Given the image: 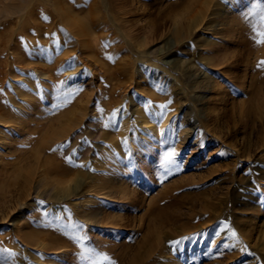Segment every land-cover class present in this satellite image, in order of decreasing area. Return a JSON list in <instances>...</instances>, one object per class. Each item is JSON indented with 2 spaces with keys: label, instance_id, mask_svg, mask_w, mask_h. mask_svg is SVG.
I'll list each match as a JSON object with an SVG mask.
<instances>
[{
  "label": "rangeland",
  "instance_id": "rangeland-1",
  "mask_svg": "<svg viewBox=\"0 0 264 264\" xmlns=\"http://www.w3.org/2000/svg\"><path fill=\"white\" fill-rule=\"evenodd\" d=\"M120 2L129 8L130 19L124 24L133 27L135 36L159 29L158 38L146 47L166 48L175 39V20L183 26L192 20L186 12L187 8L191 9L192 0ZM60 5H67L73 14H80L91 26L95 24L94 29L100 30L93 38L96 54L93 53L101 64L107 65L106 75L103 72L99 76L95 74L91 53L81 51L80 41L63 21ZM112 8L113 0H0V104L16 116L10 122L22 119L32 127L24 135L19 133L17 138V151L25 153L18 164L24 167L15 164L0 178L3 205L13 207L14 213L6 218L0 215V264H55V261L57 264H242L239 222L251 219L250 226H255L262 215L258 217L257 210L234 203L232 194L240 186L241 198L256 195L264 202V178L258 169L261 166L264 171V0H214L206 22L210 28H194L193 41L185 38L189 41L171 45L165 60L179 59L182 68L192 65L196 79L203 81V88L189 90V95H184L179 103L175 91L181 84L172 86L178 82L173 74L162 82L155 79V85L150 89L156 93L155 101L150 93L148 96L137 87L122 94L118 89L121 102L111 105L108 113L102 115V124L112 136L94 142L89 140L95 148L94 154L82 156L75 150L76 144L87 140L88 131H83L90 129L88 120L98 110L90 112L89 118L73 135L53 144L56 167L60 171L68 164L93 174L86 175L84 184L73 194L58 198L48 184L38 188L45 191L43 194H39L37 188L32 189L31 194L24 189L25 175L33 168L32 155H29L35 145L31 142L39 139L37 135L41 136L40 130L45 126L35 130L37 119L32 120V117L41 114L42 120L38 123L45 124L47 118H54L68 109L86 90L92 91L89 104L94 107L104 95L96 96L99 90L94 86L103 84L110 88L113 85L111 72L127 47L124 46L121 53L117 50L118 42L125 44L126 41L108 21L107 10ZM229 14L244 23L240 37H222L223 32H215L216 28L226 32L227 25L223 21ZM102 31L106 34L101 35ZM203 36L227 47L225 49L231 55L223 67L210 66L202 58L215 52L201 49L203 46L197 37ZM5 41L13 46L12 49H4ZM19 56L27 61L41 60L53 67L52 72L20 63ZM136 57L134 54L132 61L146 66L147 76L150 68L153 71L159 63L155 57V64H151L152 60L142 62ZM162 69L160 67L161 74ZM212 79L216 85L205 87ZM100 89L103 91L102 87ZM102 101L103 106L108 101L107 96ZM138 108L147 113L149 122L137 123ZM193 122L198 125L199 135L194 131ZM154 124L160 132L149 129ZM16 125L0 122V134L12 129L17 133ZM183 131L189 134L185 140L179 137ZM0 147H7L1 138ZM104 154L116 158V162L109 167L101 165L106 160ZM120 161H125V166H118ZM111 172L128 182L127 198L116 194L119 200H110L91 194L89 187L97 185L100 177ZM247 181L255 185L258 194L246 191ZM70 184L76 185L74 181ZM92 196L97 200L96 204L91 202ZM21 201L25 204L19 205ZM89 206H103L108 212H116L117 224L91 223L85 218ZM261 211L264 212V203ZM21 212L26 220L22 219L25 228L36 233L35 243L19 240L15 232L12 218ZM224 219L229 222L224 233L213 235L212 226ZM189 221L194 224L208 221L209 224L178 232ZM202 231L206 237L200 244ZM157 232L165 237L158 240ZM190 235L196 239L193 253L176 262L177 240H187ZM58 239L67 241L66 248H60ZM53 245L55 248L49 247ZM65 249L68 251L64 254ZM137 253L142 257L135 263Z\"/></svg>",
  "mask_w": 264,
  "mask_h": 264
},
{
  "label": "bare ground",
  "instance_id": "bare-ground-1",
  "mask_svg": "<svg viewBox=\"0 0 264 264\" xmlns=\"http://www.w3.org/2000/svg\"><path fill=\"white\" fill-rule=\"evenodd\" d=\"M211 2L214 3V0H192L193 5H192L191 9L186 7L187 8L186 12L188 13L187 15L191 16V19H192L190 21V24L183 26V25H181V23H178V19H176L175 20L176 26L173 29V32L175 35L174 41L170 42V44L167 45L166 48H161V47H154V45L146 47V45L148 43H150L152 40H155L156 38H158V35L160 34L159 29L155 28V29L151 30L149 33L146 32L143 35L135 36L133 27L130 26L129 24H126L128 22V20L130 19L129 18L130 13L128 11L129 10L128 6L125 4H122L120 2V0H113L114 8H112L111 10H109V9L107 10L108 14H109L108 15L109 16L108 21H110L115 26L116 32L119 33L124 38V40L126 41L125 44L122 41L118 42V44H117L118 52L121 53V49H123L124 46L127 47L125 49L124 53L122 52L121 59L119 61H117L115 70L113 69L114 71L111 72L110 77L114 80L113 85L110 88L108 86L103 85V84L102 85L100 84L99 87H95V86H98L97 84L94 86L95 89L99 90V91H97V93H95L96 96H100V95L104 94L101 97V101L96 102L94 107H91L89 104L92 91L86 90L85 92L80 94V96L78 97L77 100H75L74 102L72 101V105L68 109L64 110L63 112H60L58 114V116H56L54 118H51V117L47 118V121L45 122V124H39L38 123L40 120H42L41 114L37 113V115L35 117H32V120H35L34 118L37 119V126L36 127L34 126L35 130L39 129L42 125H45V126L40 130L41 136L36 134L37 138H39V139H33V141L31 142V144L35 145L33 147L32 154L29 155V157H31V155H32V157H31L32 160L30 162H32L33 168L30 169L29 172L25 175V181L23 184L24 189L27 191L28 194H31L32 189H35V188L38 189L40 186H43L44 184H48V186L49 185L51 186V190L55 191V193L54 192L53 193L56 197L64 198L66 196L73 194L76 191L77 187H81V185L84 184V182H85L84 178L87 177L86 175L93 176V174H89L90 172L89 173L84 172L83 171L84 169L83 170L82 169H75V168H72V166H70L68 164H65L64 165L65 168L60 171L56 167L57 155L53 151L54 150L53 144L56 141L69 136L70 134L73 135V132L74 131L76 132L79 127H82V123L85 122L87 120V118H89L90 112H93V110H98L96 112H93V114H91L90 119L88 120V122L90 123V129L88 128L87 130L83 131V132L88 131L87 136L90 139L87 138V140H84L83 142L79 143L78 145L76 144L77 150H75V151L79 152V155L91 156V153L94 152L95 148L92 145L93 143H91V141L89 142V140H92L94 142L95 140H99L100 138H106V137L112 136L109 131L105 130L106 126L104 124H102L103 123L102 122V115L106 114L108 109H110L111 105L121 102V98L117 95L118 89H120L121 94H122L123 92L131 89V87H134V88L137 87L141 92H143L147 95L150 93L151 94L150 96H152L154 98L153 100L155 101L156 93L154 91L150 92L151 87L153 85H155L154 84L155 79H158V81L162 82V80L168 78L170 76V74H173L174 78L176 80H178V82H175L172 86L175 87L178 84H181V88H179L175 91V97H177V102L179 103L180 101H182L185 98L184 95H187L189 93V90L192 91L195 88L204 86V84L202 83L203 81H198V79H196V77H195V71L196 70L193 69L192 65H189L187 68H184L185 66L182 68V67H180V60L179 59L178 60L174 59V60L169 62L167 59L165 60V57H168V55L170 54L169 53L170 48H171V45L173 43L180 42L183 44L186 40L188 42L189 39L191 41H193L192 40L193 36H191V35L193 33L194 28H199V27L203 28V29L208 28V25H206V22L208 19L207 17H209L211 15L209 12ZM94 4H96V1H94ZM94 7H93V9H94ZM106 7H109V6L107 5ZM59 8L61 9L62 18H63L65 25L69 26V28H70L69 30H71L76 35L77 41L78 40L80 41L81 46H79V47H81V51L82 52L85 51V53H88V54L91 53L90 54V56H91L90 59L92 61L91 66H93L95 74L97 76H99V75H101V72H103V74L106 75L107 71H108L107 65L101 64L102 62H100L99 59L96 58V55H95L96 54L95 53L96 43L93 41L94 36L97 35L100 32V30L94 29L95 27H93V26L95 24L93 26H91L87 21H85L81 17L80 14H79V16L73 14L70 7H68L67 5H64V6L60 5ZM227 12H228V10L226 11V13ZM226 13H224V14H226ZM88 14H90V11ZM56 17H58V16H56ZM124 22H126V23L124 24ZM223 23H225V26L227 25L226 32L219 31L216 28V30H215L216 33L223 32L224 34H222V37L223 36L224 37H228V36L229 37H235L237 35L240 37V33L242 32V29H243L242 26L244 24L240 20V18H238L236 16H231L230 14L225 15V20L223 21ZM222 26H224V25H222ZM238 30H239V32H238ZM225 33L227 34V36L225 35ZM105 34H106V32H104V31L101 32V35H105ZM193 35H195V34H193ZM185 38H189V39H185ZM197 38H198V41L201 40L200 43L203 46L201 48V45H200L201 49L204 48V49L215 51V52H213V54L202 57V58L206 59V63L209 64L210 66H215V65L217 67L220 66L218 68L223 67V64L227 62L228 58H230L228 55H231V54L227 53V49H225L227 47H225L223 44L217 45L215 43V41H212L211 39H210L211 41H208L207 39H205V37L204 38L197 37ZM119 39H120V37H119ZM198 45H199V43H198ZM3 46H4V49L5 48L6 49H12V47H13L10 44H8V41H5ZM247 46H249V45H247ZM14 49H16V48H14ZM36 49H34V50H36ZM93 51L95 54L93 53ZM41 52H42V50H41ZM14 54H15V52H14ZM18 54L19 53H17V55H15V56H18ZM134 54L137 56L136 58L142 62L145 60H150V61L152 60L151 64H155V63H153V62H155L153 60L154 57L158 60L159 63L156 66L153 65V66H155L153 71H151V68H150L151 66L149 67L150 68V75L149 76H147L149 71L147 68H145L146 66H142L138 62L132 61ZM26 55H27V53H26ZM33 55H36V54L33 53ZM41 55H42V53H41ZM45 57H46V55H45ZM40 58H42V57H40ZM19 59H21V60H19ZM19 59H17L18 62L20 61V63L26 64L29 66H34L38 69L45 71L46 73H49L53 68L50 65L45 64V62L42 63L41 60L40 61H30V60L27 61V60H24L21 56H19ZM36 60H37V57H36ZM61 61H62V59H61ZM14 62H16V61H14ZM18 62H17V64H18ZM136 63H137V66H135ZM21 66H22V64H21ZM160 67H162L163 68L162 70H164V72L162 74L160 71ZM43 71H42V73H43ZM216 83L217 82L215 80L213 81V79H212L211 83H208L207 85H205V87H207V86L213 87L216 85ZM100 87L103 88V91H101ZM195 90H197V89H195ZM142 95H144V94H142ZM106 96L108 98V101L104 102L105 105L102 106V103H103L102 99L105 98ZM73 99H75V98H73ZM69 101H70V99H69ZM2 105L3 104H0V122H3L5 124H7V123L17 124L15 126V128H17V133H15L16 132V131H14L15 129L14 130L12 129L7 133L0 134V138H1L2 142H4L5 145L7 146L6 148L0 147V178H3V176L5 174H8L9 171L15 166V164H18V162H21L23 160L25 153L21 154V152L17 151L19 149L18 148L19 144H17V142H18L17 138H19L18 137L19 133H23V135H24V133L28 132L29 128L32 129V127H30V125L28 124V121H24L22 119H18V121H16V122H10V121H13L15 119L14 117H16V116H14V114H12V111L6 110L4 105L3 106ZM179 107H180V105H179ZM187 107H189V106H187ZM187 107H185V108H187ZM101 108L103 111L101 110ZM136 112H137L136 113L137 114V118H136L137 123H143V122H149L150 121V119H148L147 113L144 112L142 109L138 108L136 110ZM200 124H201V122H200ZM197 126L198 125L196 124V122L195 123L193 122V127L195 129L194 130L195 133L198 132L196 130V128H198ZM152 128H153L154 132H156V133L160 132V128L157 126V124L152 125L151 128H149V129H151V131H152ZM35 130L33 132H35ZM199 134L200 133L198 132V135ZM217 136H219V135L217 134ZM160 137H163V136H160ZM179 137H180V139L185 140L189 137V134L186 133V131H183L179 135ZM219 137H221V136H219ZM36 140H38V141L36 142ZM73 144H75V143H73ZM20 148H21V146H20ZM23 149H24V147H23ZM51 152H52V155H51ZM27 156L25 157V159L27 158ZM104 157L106 158V160L103 161V163H101V165H104V166L106 165L109 167V166H111L112 163L116 162L115 157H114L115 159H112L111 156L109 157L107 154H104ZM17 158H20V159H18L19 161H16ZM124 163H125V161H122L120 163V165H118V166L123 167V166H125ZM126 163H127V161H126ZM18 166H20V164H18ZM20 167H24V165L20 166ZM262 168L263 167H261V166L258 167V169L261 170V173L260 174L258 173V174L262 178H264V171L262 170ZM216 169L218 170V167ZM213 170H215V168H213ZM50 176L53 178L48 179ZM100 178H101V181L98 182L97 185L95 184V185H91L89 187V190L92 191L91 194L94 193L93 195H97L96 198L97 197H103V198L110 199V200L118 199L116 194H120L121 198H127L128 197L127 196V194L129 193L127 191V189H128L127 183L128 182L125 183L124 180H121V178H118L113 172L104 174V176H102ZM72 181H74L76 183L75 186L70 184ZM88 182H90V181H88ZM89 184L87 186H89ZM244 187H246V191H248V192H254L255 194L257 193L255 190V185H253V184L250 185L249 181L246 182ZM37 192L39 194H43L45 191H43L42 189H38ZM259 194H261V192H259ZM51 195H52V192H51ZM241 195H243V194H241V188H240V186H237L235 188L233 194H232V198L234 199V203H238V205L240 207L253 208V209L257 210L258 217L260 215H262L260 218V221L255 226H250L251 219H244V221L242 223L239 222L240 228H241V240H242L241 241V262H242V264H261L264 261V212L261 211L262 204L264 202L262 203L261 200H259L256 197V195L253 196L252 198L251 197L249 198L250 194L248 196L247 195L243 196V198H241ZM209 199L211 200V198H209ZM262 199H263V197H262ZM90 200H91V202H95V204H96L97 200L94 197ZM229 201H230V199H229ZM227 202H228V199H227ZM3 204H4V202L2 201V198L0 197V206L2 207V208H0V212H1L0 215L3 218L11 217V215L13 213V211H12L13 207H11L10 205L5 206ZM24 204H25L24 201L19 202V205H24ZM88 204H90V203H88ZM88 208H89V211L86 213L85 218L88 221H90L91 223H94V224L100 223L101 224V223L106 222V224H113V225L117 224V222L115 221L116 220L115 218H118L117 217L118 215L115 214L116 212L115 213L114 212L113 213L108 212L106 210V208L103 206H89ZM207 209H209V208H207ZM212 213H215V211L214 212L212 211ZM83 214H85V213L83 212ZM12 219L14 221L13 224H14V227L16 229L15 232L20 237L19 240H21V241L23 240V241H26L28 243H35L37 241L36 233H34L33 230H27L25 228L26 227L25 223H22L23 220H24V222L26 221L25 219H23V212H21L19 215L14 216V218H12ZM207 223H208V221H205L203 223H198V224H194L193 222H190V221L187 223L185 222L181 231H178V232L183 233V232L189 231L190 229H192L195 226L197 228H193V229L204 228L205 226H207L206 225ZM228 225H229L228 220H226V219L220 220V221H218V223L216 222V225L212 226L211 232L213 235H220L221 236L224 233V231L226 230ZM157 236H158V238H157L158 240H159V238L162 239L161 237H163V236L165 237V235H161L159 232H157ZM205 237H206V233L202 231L201 232V240L202 241L200 242V244L204 243ZM194 238L195 237H193V235H190L187 240L181 241L180 238L177 240L176 244H178V245H176V246L178 247L177 248V258L178 259L175 260L176 262H178V260H181L182 257L186 256L187 254L191 255L193 248H195L194 246H195V240L196 239L194 240ZM57 242L61 244V245L59 244L60 248L61 247L66 248V244H68L67 241H65L64 239L63 240L58 239ZM54 244H55V242H54ZM45 246H47V245L44 244V247ZM49 247L55 248L54 245L49 246ZM58 247L59 246H57V248ZM55 251L56 250H54V253H55ZM67 251L68 250L65 249L62 252H64V254H65V253H67ZM164 252H166V251L164 250ZM174 256H176V255L174 254ZM141 257H142V254L137 253L135 256V259H136L135 263H136V261L138 262L139 258H141ZM167 257H170V256L167 255ZM13 259H15V258H13ZM58 260H59V258H58ZM182 261H184V259ZM59 262H60V260H59ZM55 264H57L56 261H55Z\"/></svg>",
  "mask_w": 264,
  "mask_h": 264
}]
</instances>
